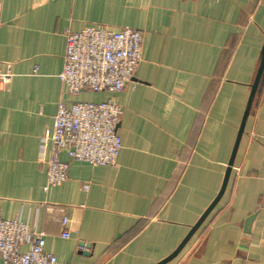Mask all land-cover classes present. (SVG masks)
<instances>
[{"label": "crops", "instance_id": "crops-1", "mask_svg": "<svg viewBox=\"0 0 264 264\" xmlns=\"http://www.w3.org/2000/svg\"><path fill=\"white\" fill-rule=\"evenodd\" d=\"M0 22L2 217L43 231L57 264H264V0H0ZM97 24L141 30L142 60L122 91L73 95L65 32ZM113 96L116 163L63 152L46 190L60 103Z\"/></svg>", "mask_w": 264, "mask_h": 264}, {"label": "built area", "instance_id": "built-area-1", "mask_svg": "<svg viewBox=\"0 0 264 264\" xmlns=\"http://www.w3.org/2000/svg\"><path fill=\"white\" fill-rule=\"evenodd\" d=\"M1 24V22H0ZM64 65L60 80L69 93L84 91L118 93L135 77L142 60L143 32L132 27L113 29L104 24L88 25L80 31L67 30ZM0 78L8 81L10 75ZM123 108L113 96L103 101L61 102L54 116L53 133L41 138L40 152L48 155L45 189L68 178L71 160L91 165H113L123 147L119 124ZM87 189V185L85 186ZM61 212L49 207V212ZM63 237H69V217L57 219ZM45 233L21 218L0 215V258L3 264H57V257L45 250ZM26 247V249H23Z\"/></svg>", "mask_w": 264, "mask_h": 264}, {"label": "water", "instance_id": "water-1", "mask_svg": "<svg viewBox=\"0 0 264 264\" xmlns=\"http://www.w3.org/2000/svg\"><path fill=\"white\" fill-rule=\"evenodd\" d=\"M263 70H264V58H263V61H262V65H261V67H260V71H259V74H258V78H257L256 86H257L258 82L260 81V78H261V76H262Z\"/></svg>", "mask_w": 264, "mask_h": 264}]
</instances>
